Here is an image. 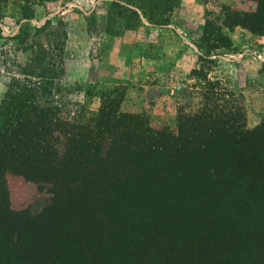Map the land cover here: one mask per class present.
Wrapping results in <instances>:
<instances>
[{"label":"rangeland","instance_id":"374dc122","mask_svg":"<svg viewBox=\"0 0 264 264\" xmlns=\"http://www.w3.org/2000/svg\"><path fill=\"white\" fill-rule=\"evenodd\" d=\"M29 3L0 0V101L18 74L19 61L28 62L39 47L47 57L55 56L50 48L58 44L63 50V73L57 81L56 99L64 118L68 115L64 112L77 111L75 104L82 105L86 115L95 113L99 97L117 89L119 95L123 90L120 109L139 114L154 129L175 131L179 116L201 117L204 109L218 115L242 110L249 130L263 122L264 26L253 29L256 17L251 15L258 10L259 18H264V0ZM24 5V11L30 10L28 21L21 20ZM234 19L240 22L231 26ZM46 20L50 25L35 34L34 27ZM23 23L29 29L27 36L12 39ZM207 93L213 96L207 99ZM6 181L9 213L0 226V264L12 247L7 242L9 235L14 237L18 254L47 258L36 259L35 264H90L83 254L97 247L102 234L96 231L95 219L77 215L79 205L50 200L49 192L20 176L8 174ZM247 194L226 210L224 206L197 207L194 215L182 217L190 232L185 234L191 236L196 249L209 250L211 239H204L196 228L219 217L227 221L232 234H226L213 249L222 255L234 252L235 239L238 244L249 240L259 247L264 229L252 223L264 216V191L247 187ZM118 219L121 232L112 235L120 240L116 249L126 250L138 234L133 235L131 220ZM252 233H257L255 239ZM146 240L137 238L138 243ZM18 260L20 264V256Z\"/></svg>","mask_w":264,"mask_h":264},{"label":"trees","instance_id":"16d2710c","mask_svg":"<svg viewBox=\"0 0 264 264\" xmlns=\"http://www.w3.org/2000/svg\"><path fill=\"white\" fill-rule=\"evenodd\" d=\"M25 8L21 20L28 21ZM257 12L251 15L256 17L253 29L264 26ZM48 25L46 20L33 31ZM28 30L20 24L12 39L26 37ZM50 49L55 56L47 57L39 47L28 62L17 63L18 74L0 101V226L9 213L6 176L13 174L49 192L50 200L81 206L77 215L95 219L102 234L97 247L83 254L90 264H264V233L259 247L235 239L234 252L222 255L213 248L232 234L223 217L196 228L204 239L211 238L206 251L196 249L181 221L197 207L230 208L249 197L247 187L264 191V120L249 130L242 110L218 115L204 109L201 117L179 116L175 131L154 129L139 114L120 109L123 90L119 95L117 89L99 97L95 113L86 115L75 104L77 111L64 112V118L56 99L63 50L58 44ZM119 217L131 220L130 229L138 234L126 250L116 249L120 240L112 235L121 232ZM252 226L264 229V216ZM7 238L12 247L2 264H19L18 256L20 264L47 259L21 256L13 235ZM137 238L148 240L138 243Z\"/></svg>","mask_w":264,"mask_h":264}]
</instances>
